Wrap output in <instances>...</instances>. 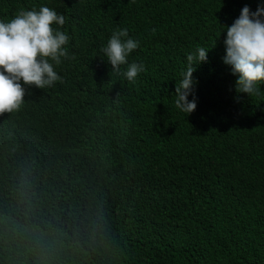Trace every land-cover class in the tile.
I'll use <instances>...</instances> for the list:
<instances>
[{"label":"trees","instance_id":"trees-1","mask_svg":"<svg viewBox=\"0 0 264 264\" xmlns=\"http://www.w3.org/2000/svg\"><path fill=\"white\" fill-rule=\"evenodd\" d=\"M41 6L75 59L0 115V264H264V85L236 91L219 38L264 0H0V21ZM117 28L134 83L100 52ZM198 46L187 116L172 95Z\"/></svg>","mask_w":264,"mask_h":264},{"label":"clouds","instance_id":"clouds-1","mask_svg":"<svg viewBox=\"0 0 264 264\" xmlns=\"http://www.w3.org/2000/svg\"><path fill=\"white\" fill-rule=\"evenodd\" d=\"M65 23L63 13L47 6L38 10L21 9L9 20L0 21V115L20 109L26 94L24 85L45 89L62 82L56 66L63 60L75 59L67 48L70 37L61 30ZM222 27L225 31L219 38L226 33L223 62L237 77L236 91L250 96L259 93L260 85H264V6H258L254 12L245 6L231 25ZM152 32L155 35L156 29ZM139 46L138 41L129 37L127 28L114 30L107 45L100 49L111 65V74L123 75L134 83L145 67L137 62L129 64L128 57ZM209 51L198 46L188 54L187 67L176 82L172 95L175 108L187 116L197 107L195 97L188 99L196 83L193 74L196 66L207 62ZM122 65H127L124 72Z\"/></svg>","mask_w":264,"mask_h":264}]
</instances>
